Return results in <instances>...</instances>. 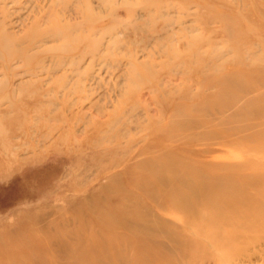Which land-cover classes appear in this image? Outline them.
I'll return each mask as SVG.
<instances>
[{"label": "rangeland", "instance_id": "374dc122", "mask_svg": "<svg viewBox=\"0 0 264 264\" xmlns=\"http://www.w3.org/2000/svg\"><path fill=\"white\" fill-rule=\"evenodd\" d=\"M143 1L122 3L113 30L78 32L68 41L39 33L38 43L31 45L32 23L50 11L60 21L83 22L84 16L76 13L78 1L0 0V25L8 24L10 42L6 45L0 34V264H70V257L71 264H95L89 256L88 261L81 258L95 246L90 240L94 209L88 200L97 192L100 198L110 197L107 184L114 186L127 169L139 174L157 152L174 148L180 153L182 139L191 135L175 131L179 120L202 118L203 128L215 129L224 116L205 118V112L223 100L216 83L225 81L226 74L246 78L258 65L259 74L264 72V0H146L148 23L141 17ZM91 3L95 14L99 0ZM106 11L97 27L115 21L116 15L105 16ZM255 81L251 94H264V76ZM245 97L237 96V104ZM263 119L264 108L250 118L257 124ZM233 140L254 142L253 137ZM208 146L213 150L206 160L249 156L244 150L227 154L221 144ZM149 167L162 168L152 162ZM149 209L157 213L151 217L152 236L172 244L168 231L180 237L187 231L164 221L168 212ZM82 220L90 227L84 228ZM102 242L124 247L129 241L109 237ZM259 243L246 264H264V238ZM180 244L190 252L191 244ZM133 254L140 256L139 251Z\"/></svg>", "mask_w": 264, "mask_h": 264}, {"label": "bare ground", "instance_id": "6f19581e", "mask_svg": "<svg viewBox=\"0 0 264 264\" xmlns=\"http://www.w3.org/2000/svg\"><path fill=\"white\" fill-rule=\"evenodd\" d=\"M77 1L76 13L80 12L84 16L83 22H63L53 16L56 14L48 11L49 14L46 15V19L35 24L32 23L29 43L31 45L37 44L35 36L39 33L42 36L68 41L75 34L77 36L78 32L83 33L87 30H92L91 32L95 31L98 34L102 29L113 30L118 23L116 14L119 7L123 5L122 3L134 2L135 0H99V11L95 14L91 13V10L94 9L91 0ZM147 1H143V8H145L146 12L141 14V17H145L147 20L146 23H148L149 18V12H147V7L145 6ZM67 8L69 7L64 9ZM104 10H107V15L105 16L116 15V18L108 26L100 28L101 26L97 27L99 26L97 23L102 21L101 13ZM166 26H172V24L167 22ZM7 27L8 24L6 22L0 25V34L5 36V43H10L9 37L6 35ZM78 40L81 41L82 39ZM7 43L6 45H9ZM17 50L14 49V51ZM67 51L69 50L64 52L66 53ZM70 51L73 50L71 49ZM14 54L16 55V53ZM22 54L23 52L20 57H23ZM210 58L211 60L214 59ZM248 62L249 64L254 63L250 60ZM27 64L29 65V63ZM256 69L246 74L244 73L246 78H242L241 74V76L239 74H226L225 81H217L216 84H219L218 88L222 92L220 97L224 96V98L223 100L219 98L220 100L218 101L220 102L217 101L218 104L216 102L213 106L215 108L213 110L209 109L210 111L207 109L206 114L204 113L205 118H209L210 115L212 117V115L217 113L224 116L216 120L215 129L207 130L205 129L206 127L203 128L200 124L202 118L179 120L181 122L177 123L175 127L177 130L174 127L173 129L191 136L187 138L188 140L183 136L185 140L182 139V141H185V143L179 145L182 148L178 149L180 153H176L177 151L174 148L173 150L156 153H159V155L151 162L156 164V166H161L163 168L160 169L161 171H156L155 166L151 170L149 167L151 162H147L146 165H143L145 167H141L143 172H136L139 174L132 173L135 169H127L117 181H113L114 186L106 185L109 187L105 190L108 191L111 198L107 196L100 198L101 195L98 196L97 192L91 198L92 200H88L91 201L89 204L90 210L94 209L91 213L93 220L91 231H93L94 237H91L90 240L94 241L95 246L83 251L84 254H82L81 258L86 261L90 258L92 263L95 264H155L152 262L156 259L160 262L165 260L168 263H170V260H173L171 262L176 260L180 263L183 262L181 264H246L247 259L249 261L253 259L252 257L257 252L253 248L264 238V119L260 124L250 120V118L258 115L259 112L261 113L264 108V94H251L256 83L255 80L259 79V76H264V72L259 74L262 70L261 66L258 65ZM237 96L246 97L241 103L237 104L238 101L235 99ZM231 99L234 103L233 105L230 104ZM239 126H246L247 128H240ZM197 127L200 128V131L195 134L194 130L198 129ZM172 133V130L171 133H168L171 138L174 137ZM169 135L167 136L169 137ZM210 136L212 138H209ZM233 137L238 139L253 137L254 142L243 145L233 140ZM217 144L223 145L227 154L244 150V154L248 153L246 155L249 156L246 159H242V156H240L241 159L239 157L238 160L235 159L237 161L229 160L228 158L206 160L205 155H208L213 150V146L208 145ZM197 145L203 148L200 150ZM258 155L262 156L259 157ZM257 156L261 159H258ZM112 166L114 167V165ZM183 172H189L191 175L185 176L182 174ZM117 195H120V197H117ZM151 207L158 214L161 211L168 212L166 213L168 217L163 218L164 221L172 223L178 229H180V226L181 229L184 228L187 231L185 230L186 232L184 233L183 230V234L181 235L180 233L181 237L169 231L168 233L164 231L168 236L163 232H157L159 235L162 234V237L164 235L167 236L172 244L159 239L158 235L152 236L153 233L149 230L153 229L150 226L151 221L153 222L151 217H156L155 214L157 213H153V210L151 213L149 209ZM78 211L79 216L82 213V209H78ZM84 215L83 212V219ZM160 222L159 220L158 223ZM80 223H82V226L84 223V228L86 229L90 227L83 220ZM158 227H160L159 224ZM96 228L98 229L96 230ZM162 228L163 230L166 229V227L165 229L164 227ZM161 229L159 231H162ZM187 232L195 239L192 240L193 237L190 236V240V237L185 235ZM109 237H120L127 239L129 242L124 247L119 244L109 245L110 242H102L103 239L106 241ZM167 241L169 242V240ZM178 244L180 246L183 244L184 246H190L191 244L190 252H187L188 250L184 251L186 247L180 249ZM61 247L65 248L66 246L62 245ZM135 251H139L140 256L133 254ZM100 254L105 256L100 257ZM112 256H116V258L113 260ZM250 258L252 259L250 260ZM73 260L74 258L70 257L68 261L71 264Z\"/></svg>", "mask_w": 264, "mask_h": 264}]
</instances>
